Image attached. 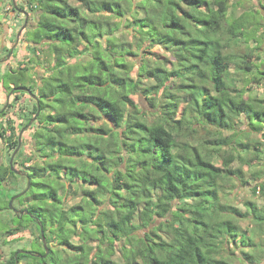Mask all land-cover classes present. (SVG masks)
Masks as SVG:
<instances>
[{"label": "trees", "instance_id": "16d2710c", "mask_svg": "<svg viewBox=\"0 0 264 264\" xmlns=\"http://www.w3.org/2000/svg\"><path fill=\"white\" fill-rule=\"evenodd\" d=\"M243 1L0 0V29L6 5L36 17L31 58L0 72V264L260 263L264 205L226 191L264 195V3Z\"/></svg>", "mask_w": 264, "mask_h": 264}, {"label": "rangeland", "instance_id": "374dc122", "mask_svg": "<svg viewBox=\"0 0 264 264\" xmlns=\"http://www.w3.org/2000/svg\"><path fill=\"white\" fill-rule=\"evenodd\" d=\"M18 1L20 0H15L16 4H18ZM23 1V0H21ZM236 0H231V2H234ZM21 3V2H20ZM262 3H264V0H262ZM255 6H257V1H248V0H244L243 2H241V5L238 6L236 8V14L239 15L244 11H250L251 9H254ZM28 12V10H27ZM29 14V13H28ZM20 15V16H19ZM2 22H3V26L0 29V50L7 47L9 49V47L12 46V44H14L15 39H16V35L19 31V29L23 26V22H24V15L19 14V13H14L11 12L10 9V5H6V10L4 13H2ZM36 17L34 16V14H29L28 15V23L27 26L32 25V23L34 24ZM26 26V28H27ZM25 31V30H24ZM24 31L21 33L20 37H19V41L17 43V45L15 46L13 53L11 54L10 58L7 59L6 61L2 62V64L0 65V72H4V70L11 68V69H15L17 68V66L19 65V62L24 60V59H29L31 58V54L26 50L28 43L23 41V34ZM152 51L154 52H158L160 54L166 55L168 56L169 54L166 52H163L162 49L160 48H155ZM6 52H3L0 54V60L4 59L6 57ZM40 59H45L44 57H42V55H40ZM33 66L35 67L34 69L31 70V73L33 74L34 78H39L40 75H43L44 69L41 66H37V64H33ZM136 71V70H135ZM251 88V94H257L259 96L263 95L264 93V88L262 86H258L255 84L250 85ZM249 95V93L246 94V96ZM136 102H138L141 107L143 108H147L146 102L137 97V96H133L132 97ZM13 98L6 95L5 93L0 92V105H3L6 103V107H8V105H10V103L12 102ZM28 100V95L23 96L22 98V105L25 103V101ZM9 114L8 116L11 119H14L16 122V125L18 127V129L21 131V129H23L21 127V123H24L26 117L23 114V112H21L19 104L18 106H14L13 109L8 111ZM7 119V117H6ZM152 118H150L149 120H151ZM245 126H242L241 129H244ZM31 133H32V129H30V126L24 130V132L22 133L21 136V145L20 148H23L24 151L27 153L28 151V145L30 143V137H31ZM256 138L259 137L260 141H262L264 143V136H255ZM0 147H2V144L0 143ZM1 154V152H0ZM2 160L4 162H6V157L4 156L2 158ZM258 165V164H257ZM16 168H19V166H16ZM257 168L262 169V175H264V157L262 162H260V165L257 166ZM255 184V182L253 180H249L248 184H237L236 187H230L228 189H226L227 191V195H228V199L229 201L235 205L237 208H239L242 212H244V207H243V201L246 200H252L257 202L259 205H264V195H262L260 192L257 191V193L254 195L252 194V186ZM241 225L243 228L245 229H249L251 228V224L248 221H242ZM10 239H16L18 240L17 242H13L12 243V250H16V249H21V248H26L27 250L30 249L31 247V240L32 235L29 232L17 235L13 238ZM257 243H261L262 245H264V235L261 234H257V238H256ZM259 264H264V257L262 256V259L260 261Z\"/></svg>", "mask_w": 264, "mask_h": 264}, {"label": "water", "instance_id": "95a60500", "mask_svg": "<svg viewBox=\"0 0 264 264\" xmlns=\"http://www.w3.org/2000/svg\"><path fill=\"white\" fill-rule=\"evenodd\" d=\"M14 3H15V0H12ZM22 15H24V22H23V26L19 29L17 35H16V39H15V42L14 44L12 45V47L10 48V51L9 53L6 55V57L4 59H1L0 60V63L6 61L7 59L10 58L11 54L13 53V50L15 48V46L17 45L18 41H19V37L21 35V33L23 32V30L26 28L27 26V23H28V14L27 13H24V12H21ZM34 121V118L27 124L26 127H24L23 129H21L20 133H19V138H18V142H19V145H18V148L15 150V152L13 153V155L11 156L10 158V161H9V165H10V169L13 173L17 174V175H23V176H26L25 173H21L20 171L16 170L14 165H13V160H14V157L17 153V151L19 150L20 148V145H21V136H22V133L24 132L25 129H27L31 124L32 122ZM29 188V178H27V189ZM23 190L22 192H20L19 194L15 195L14 197L11 198L10 202H9V208L11 209V211H13L15 214H18V211L14 208L13 206V203L15 202V200H17L18 198H20L21 196H23L26 192V190ZM27 213V212H26ZM41 236H42V241H43V245L45 247V255L48 254V248H47V245H46V242H45V239H44V235H43V231L41 229ZM20 253H24V254H27V255H30L31 252L29 251H20ZM33 255L35 257H41V255L39 253H33ZM17 256V255H16ZM15 256V257H16ZM16 264H18V262L16 261Z\"/></svg>", "mask_w": 264, "mask_h": 264}]
</instances>
